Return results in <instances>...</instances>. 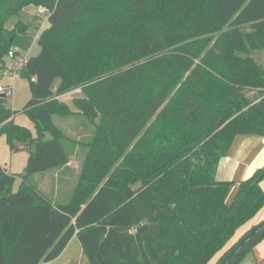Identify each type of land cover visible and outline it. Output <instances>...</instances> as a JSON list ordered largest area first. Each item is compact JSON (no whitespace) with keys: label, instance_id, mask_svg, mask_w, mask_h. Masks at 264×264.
<instances>
[{"label":"trees","instance_id":"trees-1","mask_svg":"<svg viewBox=\"0 0 264 264\" xmlns=\"http://www.w3.org/2000/svg\"><path fill=\"white\" fill-rule=\"evenodd\" d=\"M28 6L50 15L21 71L35 135L0 98V136L29 154L23 173L0 165V264L47 263L74 236L88 264H208L220 252L226 264L264 226L229 245L264 207V165L229 203L232 182L216 179L236 137H264V0H0V68L31 44L10 24ZM76 88L74 113L56 96ZM74 115L93 136L69 202L55 204L31 176L69 162L53 117Z\"/></svg>","mask_w":264,"mask_h":264},{"label":"crops","instance_id":"crops-1","mask_svg":"<svg viewBox=\"0 0 264 264\" xmlns=\"http://www.w3.org/2000/svg\"><path fill=\"white\" fill-rule=\"evenodd\" d=\"M47 24L48 22L44 24L45 26L43 27V29L46 27ZM38 29L39 28H37L35 35L39 31ZM30 35L32 36V41H33L35 35L32 34ZM34 44L37 43H33L31 48H33ZM54 83H55V87H53ZM59 84H60L59 79L58 80L56 79L53 82L52 90L55 94ZM80 96H81V89L76 88L69 92L59 94L56 96V98L57 100L65 103V105L70 109V105L71 104L74 105L73 103L74 98H78ZM71 111L75 113L77 112V108L75 107V109ZM78 117H79L78 115L66 117L65 119L61 120L59 125H57L58 120H56L55 122V120L53 119V123L67 137V134L65 133L67 123L69 124L71 122L76 123V121H78ZM16 118L17 115H15L14 117V122ZM20 124L26 126L27 129H29L35 135L34 127L28 125L27 123L24 124L23 122H21ZM77 135L79 136V133H77ZM73 156H70L71 158H69V162L65 166L59 169L50 170L48 172L35 174L31 176V180H34L35 176L37 175L47 176L46 180H48L49 182L51 181L53 182L54 185L53 194L55 197L58 196L59 188L62 184L66 185L67 183H70L69 189L70 190L73 189L72 185L76 180L77 171L80 168V162L77 165H75L76 162L73 160L72 158ZM28 158H29V154L26 151L12 152L6 143L5 136L3 135L0 136V165L7 173L10 174L23 173L27 166ZM263 165H264V137H260V136L236 137L227 155L220 160L216 174L217 180L232 182V186L229 189L226 199L227 203H229L232 200L237 189V184L240 181L248 178L253 173L254 170L262 167ZM67 176H71L73 182L67 180L66 179ZM260 186L264 192V179L261 181ZM263 219H264V207L257 213V215L248 224L237 230V232L232 237L230 242L233 240L232 243H234L236 241L237 235H241L243 232L248 230L252 225L257 224ZM74 239H77L76 236H74L69 241V243L66 245V247L59 256H57L54 260L47 262V264H56L57 262H59V260L63 257L64 252L68 248L69 244ZM251 258L254 261H256L258 264H264V238L261 239L260 242H258L253 247Z\"/></svg>","mask_w":264,"mask_h":264},{"label":"rangeland","instance_id":"rangeland-1","mask_svg":"<svg viewBox=\"0 0 264 264\" xmlns=\"http://www.w3.org/2000/svg\"><path fill=\"white\" fill-rule=\"evenodd\" d=\"M206 2L207 5H210L211 0H206ZM35 11L36 7L28 6L27 8L22 10L18 16L13 17L10 20V24L13 25L17 20H21L26 25L27 32L29 34L35 35L37 28H39V26L41 27L43 24L42 21H39L33 17ZM47 26L48 24L46 25V27ZM39 50L40 48L38 44H34L30 56L37 55ZM254 57L257 59L259 64L264 67V53L255 52ZM11 66V60L5 58L4 66L0 68V86L6 89L4 97V107L12 111H16V124L24 126L23 124H20L21 122H23L24 124L27 123L28 125L34 127L33 123L26 117L25 113L23 112V108L31 96L28 86V80L21 74V72H18L15 76H9L6 71V67L9 68ZM53 87H55V83ZM253 95L254 92L249 93L250 98H252ZM70 109H75V106L71 104ZM65 118L66 117L60 116L53 117L55 122L56 120H58L57 125H59L61 120ZM93 130L94 125H92L86 118L81 116L78 117V121H76V123H67L65 133L67 134L68 140L63 141V147L69 155V158H71L70 156L74 155L72 158L76 162L75 165L80 162V168L77 171L76 180L72 185L73 189L77 184L78 177L81 172L82 165L87 152V149L83 145H80V143H88L92 139ZM77 133H79V136L77 135ZM46 179L47 176L37 175L35 176L34 180H31V182L33 181L32 184L36 186L40 191H42L43 194L49 199H51L52 202H54L55 204H67L71 198V193L73 191V189H71L72 191L69 189L70 183H67L66 185L62 184L59 188L58 196L55 197L53 194V182H49ZM66 179L70 180V182L72 181L71 176H67ZM240 236L241 235H237L236 241L239 239ZM232 242L233 240L230 242V245ZM221 254L222 252L217 254L208 264H215ZM251 260L252 258L250 255L241 264H249ZM56 264H88L87 259L84 255H82L81 247L77 239H74L69 244L68 248L63 254V257Z\"/></svg>","mask_w":264,"mask_h":264},{"label":"built area","instance_id":"built-area-1","mask_svg":"<svg viewBox=\"0 0 264 264\" xmlns=\"http://www.w3.org/2000/svg\"><path fill=\"white\" fill-rule=\"evenodd\" d=\"M50 15V10L45 8V7H38L36 8V11L34 13V18L42 21V26H39V31L37 32V34L34 36L33 41L31 42L30 46L27 47L24 50H21L19 47H13L7 54V58L11 60L12 66L7 68L6 67V71L7 74L10 76H15L18 72H21L24 67L26 66L27 62H28V58L31 55V51H32V45L33 43H37V40L39 38V35L41 33V31L43 30V27L45 26L44 24L47 23L48 21V17ZM31 81H35V77L31 78ZM6 89L2 86H0V94H4L5 95Z\"/></svg>","mask_w":264,"mask_h":264},{"label":"water","instance_id":"water-1","mask_svg":"<svg viewBox=\"0 0 264 264\" xmlns=\"http://www.w3.org/2000/svg\"><path fill=\"white\" fill-rule=\"evenodd\" d=\"M4 94H0V98H4ZM264 236V226L256 231L250 238H248L243 245L232 255L226 264H236L239 259L249 250L258 240Z\"/></svg>","mask_w":264,"mask_h":264}]
</instances>
